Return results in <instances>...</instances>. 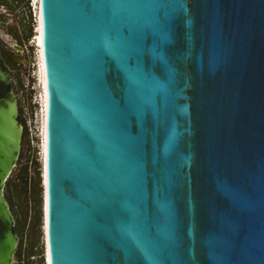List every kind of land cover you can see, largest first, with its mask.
I'll list each match as a JSON object with an SVG mask.
<instances>
[{"label":"water","instance_id":"1","mask_svg":"<svg viewBox=\"0 0 264 264\" xmlns=\"http://www.w3.org/2000/svg\"><path fill=\"white\" fill-rule=\"evenodd\" d=\"M40 9L44 264H264V0ZM18 116L0 63V264Z\"/></svg>","mask_w":264,"mask_h":264},{"label":"flooded vegetation","instance_id":"2","mask_svg":"<svg viewBox=\"0 0 264 264\" xmlns=\"http://www.w3.org/2000/svg\"><path fill=\"white\" fill-rule=\"evenodd\" d=\"M34 12L36 13V7L33 0H0V63L9 74L10 89L17 96L18 117L24 128L22 149L28 129L22 106L23 99L20 95L25 94L29 100H32L34 94V79L29 72L32 71L33 63L32 48L28 45V42H34L33 36H36ZM27 81L29 84L26 83ZM33 107L30 109L32 114ZM32 160L34 159L31 158L29 164H32Z\"/></svg>","mask_w":264,"mask_h":264},{"label":"trees","instance_id":"3","mask_svg":"<svg viewBox=\"0 0 264 264\" xmlns=\"http://www.w3.org/2000/svg\"><path fill=\"white\" fill-rule=\"evenodd\" d=\"M28 137L29 132L27 130L25 138ZM23 156L24 148L22 149L18 163L22 161ZM29 162L30 158L22 166L18 184L12 185L8 179L6 189L7 192H11L12 194L5 196L15 218L14 232L20 235V242L15 255L16 260L19 262L18 264H44L43 252L38 253L36 242L37 234L40 232L42 187L41 182L37 181L36 177L30 174ZM32 164L37 165V160H32ZM24 235L27 240L25 247ZM38 254L40 256L39 259L33 258Z\"/></svg>","mask_w":264,"mask_h":264},{"label":"rangeland","instance_id":"4","mask_svg":"<svg viewBox=\"0 0 264 264\" xmlns=\"http://www.w3.org/2000/svg\"><path fill=\"white\" fill-rule=\"evenodd\" d=\"M34 38V36H33ZM28 45H30V47L32 48V66H31V70L32 71H29L30 72V75L31 77H33L34 79V83H33V87H34V94H33V97H32V100H29L25 94L24 95H20L23 99V102H22V106L23 107H28L29 111L30 109H32L31 107H33V116L35 117V127H36V131H40V98H39V88H38V83H37V76H36V69H37V65H36V57H35V44L34 42L30 41L28 42ZM27 84H29V81L26 82ZM32 130V128H31ZM30 133V132H29ZM32 134V135H31ZM29 135L28 138H26V141H25V144H24V156H23V159L20 163H17V166L15 167V169L13 170V173L11 174L9 180H10V184L14 185V184H18L19 183V175L21 173V170H22V166L25 164L26 160L28 158H32V159H36L38 164L37 165H34V164H29L30 166V172L32 174H34V176L36 177V180L41 182V179H40V174H41V171H40V168H41V163H40V160H41V157H40V139L36 138V139H33V136L35 134V131L33 130L32 133ZM40 132L38 133L39 135V138L40 137ZM36 135H37V132H36ZM29 141V143H28ZM13 188V187H12ZM12 193L11 192H7V189H5V195H11ZM18 210V209H17ZM42 216H43V213H42V202H41V222H40V232L37 234V237H36V242H37V249H38V253H41L43 252L42 255L45 254V244H44V238H43V232H42ZM19 237L20 235L17 234ZM25 237V235H24ZM27 245V240H26V237L24 238V247ZM18 249V248H17ZM39 254L36 256V257H33V258H37L39 259ZM45 260V258H44ZM19 262L16 260V257H15V263L14 264H18Z\"/></svg>","mask_w":264,"mask_h":264},{"label":"bare ground","instance_id":"5","mask_svg":"<svg viewBox=\"0 0 264 264\" xmlns=\"http://www.w3.org/2000/svg\"><path fill=\"white\" fill-rule=\"evenodd\" d=\"M36 7V23H35V34L34 37V46L35 50V57H36V76H37V83L39 88V98H40V157L42 163V173H43V180L46 185V147H47V133H46V118H47V100H46V84H45V72H44V60H43V49H42V20H41V9H40V0H33ZM44 212H45V220L47 214V202H46V194H45V203H44ZM46 231V225H45ZM46 240V236H45ZM47 260L48 251H45Z\"/></svg>","mask_w":264,"mask_h":264},{"label":"built area","instance_id":"6","mask_svg":"<svg viewBox=\"0 0 264 264\" xmlns=\"http://www.w3.org/2000/svg\"><path fill=\"white\" fill-rule=\"evenodd\" d=\"M34 14H36L35 12H34ZM24 116H25V118H26V126H27V129H28V132H30L29 133V135L32 133V131L34 130L35 131V134H34V136H33V139H36V138H38V139H40L39 138V135H38V133L40 132V131H36V125H35V117L33 116V114L29 111V109H28V107L26 106V107H24ZM31 128H32V130H31ZM36 132H37V135H36ZM32 135V134H31Z\"/></svg>","mask_w":264,"mask_h":264}]
</instances>
